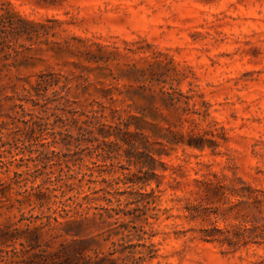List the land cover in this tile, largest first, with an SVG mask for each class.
Wrapping results in <instances>:
<instances>
[{"label": "rangeland", "instance_id": "obj_1", "mask_svg": "<svg viewBox=\"0 0 264 264\" xmlns=\"http://www.w3.org/2000/svg\"><path fill=\"white\" fill-rule=\"evenodd\" d=\"M1 2L21 32L0 51V229L39 236L0 264L51 263L74 238L103 264H264V0ZM93 112L107 143L79 129ZM206 179L252 192L192 218ZM212 227L246 230L229 245Z\"/></svg>", "mask_w": 264, "mask_h": 264}, {"label": "trees", "instance_id": "obj_2", "mask_svg": "<svg viewBox=\"0 0 264 264\" xmlns=\"http://www.w3.org/2000/svg\"><path fill=\"white\" fill-rule=\"evenodd\" d=\"M13 16H16L13 14V12L7 7V4L5 2L0 3V51H4L5 49H13L12 42L14 39L15 34H19L21 32V26L16 23L12 18ZM25 22V20L19 18V22ZM34 26L35 24H31ZM16 51L15 49H13ZM11 54L8 53L6 56H10ZM39 80V85L47 84L48 82L45 79V75H41ZM96 112H93L91 116H87V118H90V120L86 121L85 124H91V126H88L86 128H79L84 131V133L94 136V130L97 129L99 132V135L102 137L103 141L105 143L106 139L111 135L110 128L106 129L105 124H100L99 122H95V118H98L95 114ZM129 123L123 122L124 131L123 134L125 135V138H122V141L124 144L128 146V150H131L132 148L136 147V143L131 141V137H135L136 135H139L138 131L131 132L129 130ZM118 129H123L120 126ZM79 140L84 139L83 135L79 136ZM113 143V142H111ZM115 144V143H114ZM146 148V147H145ZM148 149V148H147ZM148 156L153 161L155 160L152 151L148 149ZM242 184V189L238 190L235 185H229L222 183L221 181H215L211 179H206L203 181H197V192L198 198L194 200L195 203H193L191 206H188L189 213L191 214L192 218H195L196 216H201L202 218H208V209L209 207L206 205H203V202H206L207 205H210L212 203H215L217 201L218 203L223 202V200H230L229 197L239 196L244 197L245 194L241 192L242 190H248L250 193L252 192L250 186H246L245 182L240 181ZM142 195L148 196V200L146 201L147 204H151L154 202V200H151V193H140ZM230 202V207H235L237 204L239 205L240 202H244L243 200L237 201L233 203ZM253 202L260 203L261 200L255 198ZM144 207L146 204H143ZM102 214H100L99 218H102ZM108 217H111V214H108ZM88 219H84V221H80L77 223L74 220L67 221L65 224V231L67 235L77 237L79 235V232L70 230V226L72 223L78 224V226L81 227L83 222H87ZM119 227H122L124 229H128L126 224H120ZM10 227H6V229L2 230L0 229V252L3 251V247L6 245L8 241L12 240H20V244L22 246H25L27 243L29 246H31L32 249L38 247L33 244L34 241H37L39 236V228L35 227L31 229L30 227H27L24 230H20L19 228L15 227L13 230H9ZM41 227L40 229H42ZM257 229V227H256ZM245 228L237 227L235 229L234 235H230L229 230H222L218 229L217 227L212 228H204L202 229V239L205 241H219L221 243H227L229 245L236 244V240L239 239L245 232ZM241 232V233H239ZM244 237V236H243ZM115 246L116 243H113ZM91 241L86 238H80V239H73L72 241L61 243V249L59 252L53 253L52 256H57L59 260H51V263L40 261L37 264H103V260H108L110 263H114L116 259H113L111 257H101L98 255V253L95 252V255L92 256L90 251H93V248L90 246ZM123 245V244H119ZM153 246V245H150ZM45 251V250H43ZM63 251V252H62ZM117 252V249L115 248L111 253H109L110 256L114 255ZM135 257L133 253L131 255H127L122 260L126 262V264L133 263L135 261ZM120 264V263H119Z\"/></svg>", "mask_w": 264, "mask_h": 264}]
</instances>
